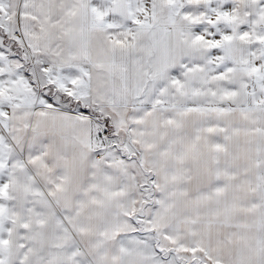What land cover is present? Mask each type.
<instances>
[{
	"label": "snow or ice",
	"instance_id": "1",
	"mask_svg": "<svg viewBox=\"0 0 264 264\" xmlns=\"http://www.w3.org/2000/svg\"><path fill=\"white\" fill-rule=\"evenodd\" d=\"M0 264H264V0H0Z\"/></svg>",
	"mask_w": 264,
	"mask_h": 264
}]
</instances>
